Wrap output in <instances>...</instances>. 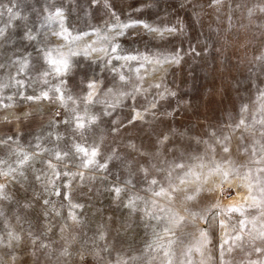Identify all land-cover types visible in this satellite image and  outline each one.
<instances>
[{"label": "rangeland", "instance_id": "rangeland-1", "mask_svg": "<svg viewBox=\"0 0 264 264\" xmlns=\"http://www.w3.org/2000/svg\"><path fill=\"white\" fill-rule=\"evenodd\" d=\"M0 264H264V0H0Z\"/></svg>", "mask_w": 264, "mask_h": 264}, {"label": "snow or ice", "instance_id": "snow-or-ice-1", "mask_svg": "<svg viewBox=\"0 0 264 264\" xmlns=\"http://www.w3.org/2000/svg\"><path fill=\"white\" fill-rule=\"evenodd\" d=\"M8 11L11 12V9H8ZM56 15H57V16H62V13H61L59 10H57ZM130 26H132V25H128V24L122 25L123 28H127V27H130ZM144 27H145V28H148L149 31H153V32L158 31V29L151 28L149 25H144ZM167 31L172 32V31H175V30H174V29H167ZM30 38H32V37H30ZM176 59H177V61H178L179 57L177 56ZM57 71H60V69H57ZM43 97H44L45 99H47V93H44V94H43ZM61 98H62V97H61ZM28 99H33V97H29ZM139 115H140V114L137 113V116H138V117H139ZM242 123H243V121H241V124H242ZM78 127H79V128H83L84 125H83L82 123H80V124H78ZM224 150L227 151L228 149L225 148ZM78 151H82V152L85 153V155H87V151H86L85 149L78 148ZM92 155H93V156L96 155V151H95V150H93ZM57 158L59 159L60 157L57 156ZM225 175H227V174H225ZM152 183H156V181L153 180ZM116 191L119 192V189H117ZM159 194H160V193H157V195H159ZM189 199H191V197H189ZM229 211H230V212H232V211L241 212V214H243V213H242V210H241L240 208H235V207H233V208H230ZM222 223H223V222H222ZM257 251H259V249H257Z\"/></svg>", "mask_w": 264, "mask_h": 264}]
</instances>
